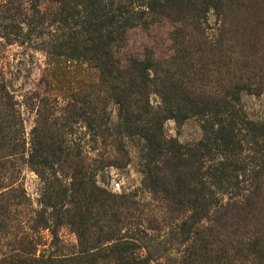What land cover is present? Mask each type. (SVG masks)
Returning <instances> with one entry per match:
<instances>
[{
	"label": "rangeland",
	"instance_id": "1",
	"mask_svg": "<svg viewBox=\"0 0 264 264\" xmlns=\"http://www.w3.org/2000/svg\"><path fill=\"white\" fill-rule=\"evenodd\" d=\"M90 3L0 0V264H264V177L254 188L235 171L204 190L191 164L169 161L182 149L147 154L118 104L135 110L141 97L107 78ZM193 3L201 12L147 13L122 27L113 61L126 81L144 59L183 93L227 94L261 145L264 0ZM159 91L146 90L154 108ZM162 131L183 146L205 134L195 115ZM244 133L238 163L250 168L264 144Z\"/></svg>",
	"mask_w": 264,
	"mask_h": 264
},
{
	"label": "trees",
	"instance_id": "2",
	"mask_svg": "<svg viewBox=\"0 0 264 264\" xmlns=\"http://www.w3.org/2000/svg\"><path fill=\"white\" fill-rule=\"evenodd\" d=\"M102 0H91V7L97 12L91 23V31L94 50H102L101 54L105 58L103 69L107 78L113 82H118L126 86L125 93L134 94L141 97L140 100L134 98L133 104L136 105L135 110L127 107L130 102H120V111L123 124L127 132L139 133L145 140L146 153L152 154L156 150L166 149H182L175 156H169V161L174 162L177 168H183L185 164H191L189 174L195 178L196 176L202 183V188L206 190L211 185H220L227 182L230 178L235 177V171H241L248 176L246 181L252 187L264 177V159L254 164L253 167L240 165L238 163V148L242 144V132H247L250 142L258 149L263 144L258 145L254 138L257 136L258 127L251 121H245L239 116V109L236 108L238 103L235 99V105L226 98L228 96H206L196 98L191 96L189 92L183 93L181 88L172 81V76H168L166 70L160 75L150 76L147 73L146 60H132L131 68L135 72V77H129L125 80V72L118 70L117 62L112 57L113 47L119 45L120 33L122 27H127L132 23H143V17L147 13L162 14L167 13H193L201 8L194 6L193 0H152L145 5H136L130 1L118 2L116 0H106L102 11ZM203 12V11H202ZM205 18V13L202 15ZM97 46V48H96ZM100 46V48H99ZM137 73V74H136ZM154 85L159 88L161 94V103L155 108L148 102L147 87ZM116 86V85H115ZM116 87H113V90ZM123 97V98H124ZM131 107V106H129ZM189 115L197 116L203 123L205 134L202 140L191 145L176 144L173 139H166L163 135V122L168 118L182 120ZM264 142V137H263ZM169 152V151H167ZM172 153V152H169ZM223 155L222 159L215 160V154ZM264 157V153L262 155ZM209 161V163H207ZM195 174V177H194ZM128 246L126 247V249ZM27 264H30L27 263ZM118 264V263H117Z\"/></svg>",
	"mask_w": 264,
	"mask_h": 264
}]
</instances>
